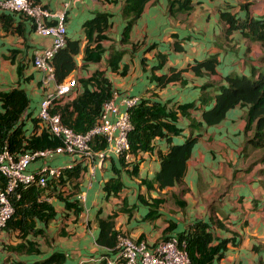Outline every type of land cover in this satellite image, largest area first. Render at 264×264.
<instances>
[{"label": "crops", "instance_id": "1", "mask_svg": "<svg viewBox=\"0 0 264 264\" xmlns=\"http://www.w3.org/2000/svg\"><path fill=\"white\" fill-rule=\"evenodd\" d=\"M36 1L52 11H63L66 36L77 40L78 49L72 55L74 67L64 77H74L77 83L63 102L80 90L79 78L99 70L110 82L118 109H125L121 102L124 94L165 103L166 108L175 110L172 125L177 130L154 136L150 150L130 154L128 160L110 155L100 162L88 161L64 153L44 160L52 165L70 163L60 177L46 181L37 196L52 205L54 216L45 223L31 217L35 232L26 229L24 236H19L15 227H3L0 264L15 259L30 261L52 250L65 253L61 264H120L117 260L107 262L115 254L113 246L96 241L97 218L109 216L112 229L148 245L167 236L178 237L193 221H205L213 235L212 243L228 238L222 256L213 258L212 264H264L263 149L246 147L243 151L244 139L251 132L250 127L244 129L246 105L235 104L210 125L200 123L199 107H189L185 113L175 108L179 103L196 102L199 95L205 98L200 107H208L213 88L208 86L203 91V83L216 85L220 74L227 72L248 75L258 64L263 48L248 41L238 29L226 35L219 11L232 8L243 17L242 9L246 8L252 16H264V0H192L188 12H170L169 0H147L126 40L121 37L123 0ZM242 3L246 7H241ZM100 11L109 13V23L101 31L102 37L95 39L96 31H87L83 22ZM49 43L50 37L37 33L28 16L0 12V92L14 87L25 91L28 106L21 120L26 135L34 130L32 118L36 117L38 102L54 86V78L41 83V71L32 63L35 51ZM87 49L89 55L98 50L97 56L85 58ZM114 49L121 54L112 69L107 60ZM210 57L216 59L214 73L191 68L196 61ZM172 73H176L173 78L159 81V76ZM28 120L32 121L29 127L25 125ZM190 120L196 122L191 130L195 141L183 176L159 188L153 176L159 166V153L167 149L165 137L174 143L183 141L191 132ZM39 129L36 126L34 132ZM258 151L261 154L252 159ZM42 163L37 158L27 170H36ZM110 177L120 182L114 193L103 189ZM16 192L19 195L14 197L18 199L20 191ZM66 202L73 204L67 206ZM17 242L33 244L36 249L26 252L8 247Z\"/></svg>", "mask_w": 264, "mask_h": 264}, {"label": "trees", "instance_id": "2", "mask_svg": "<svg viewBox=\"0 0 264 264\" xmlns=\"http://www.w3.org/2000/svg\"><path fill=\"white\" fill-rule=\"evenodd\" d=\"M146 1L123 0L120 7V12L124 19L121 31L122 40L127 39L129 28L140 14ZM192 2V0H169V11L188 12L193 7ZM245 5L244 3L240 4L243 8L246 7ZM242 10L244 11L243 17L233 12L232 8L219 11V19L222 22L223 31L228 35L232 29L239 27L242 35L247 39L264 43V16H252L247 12L246 8ZM108 17V12H95L90 18L85 19L83 24L87 31L90 29L95 30V39H99L102 37L101 31L109 23ZM77 49V40L69 39L65 36L64 45L57 48L50 57L54 82L62 81L74 67L72 55ZM97 54L98 50L96 54L89 55L87 49L85 58H94ZM120 54V50L114 49L110 51L107 63L112 69L116 68ZM258 58V64L252 67L248 75L227 72L220 74V83L218 82L216 85L208 84L207 82L203 83L201 86L203 91L208 89V86L213 88L212 101L208 107H200V103H203L205 98L199 95L196 99L197 101L199 100V102L196 101L199 103L198 105H195L196 102L194 100H190L177 104L175 108L180 113H185L189 107H199L201 109L200 123L210 125L218 122L228 108L233 107L237 103L245 104L244 129L246 130L250 127L251 132L244 139L243 151L246 152V147L263 149L260 159L264 160V53ZM215 62L216 59L214 57L205 58L196 61L191 68L199 73L200 68L214 73ZM175 74L172 73L167 77L161 75L159 76V81L163 82L171 79ZM78 81L81 87L75 96L64 102L54 100L50 111L58 112L60 121L64 125L74 131L83 132L96 122L101 105L111 96L112 90L110 82L99 70H96L86 78H79ZM0 105V148L5 146L13 153H19L26 148L45 149L53 148L59 144L60 140L49 134L45 129H40L38 133L34 132L36 126L38 129L37 117L32 118L33 122H35L32 124L34 130L27 135L25 134L21 116L28 106V98L22 88L14 87L0 92ZM174 119L175 110L166 108L165 103L158 101L148 102L146 99L140 98L133 107L129 108L131 127L126 134L128 151L134 154L138 151L150 150L151 140L154 136H162L166 131L174 132L177 130V127L172 125ZM195 125L196 122L190 120V131ZM165 138L167 149L164 153H159V166L153 176L156 186L159 188L181 180L186 160L195 141V135H192V131L181 142L174 143L170 142L169 137ZM3 180L0 175V185ZM119 186L120 182L117 178L110 177L104 182L103 189L106 192L112 191L114 193ZM40 189V186L29 183L19 187L20 197L18 199H15L14 195L11 197L14 210L6 221L5 226L17 228L19 236H24L26 229L35 232V229L32 228L31 217H37L45 223L54 216L52 205L44 199L37 198ZM72 204L65 203L67 206ZM27 217H29V220H27ZM111 217L97 218L96 220L99 226L96 241L109 247L114 245L115 234L118 232L112 229ZM171 226L169 225L168 227ZM178 238L185 241V249L191 264H212L213 258L222 256L225 244L228 241V238H221L217 242L212 243L213 235L208 223L200 220L191 222L183 232L178 233ZM32 245L30 243L17 242L8 247L12 250L30 252L36 249ZM64 257L65 253L63 251L52 250L50 253L30 261L15 259L6 264H61Z\"/></svg>", "mask_w": 264, "mask_h": 264}, {"label": "built area", "instance_id": "3", "mask_svg": "<svg viewBox=\"0 0 264 264\" xmlns=\"http://www.w3.org/2000/svg\"><path fill=\"white\" fill-rule=\"evenodd\" d=\"M1 11L18 12L28 16L37 33L50 37V43L37 49L32 58L33 66L41 71V83L46 84L53 79L50 57L65 43L64 12L52 11L36 0H0ZM76 83L74 77L54 82L51 90L38 102V128L45 129L57 137L60 140L58 145L45 149L26 148L19 153H13L5 146L0 148V175L4 179L0 185V230L13 213L11 197L19 195L16 191L20 186L34 183L43 187L46 181L60 177L63 168L70 166V163L52 165L44 161L54 154L64 153L88 161L97 159L98 162L110 155L120 156L125 160L130 158L126 138L131 127L129 108L139 101V96L124 94L121 102L125 109L120 110L113 101L114 91H111V96L101 105L96 122L85 131L78 132L64 125L58 112L50 111L54 100L63 102V97L73 90ZM37 158H41L43 163L36 170H27L28 164ZM113 250V258L107 259V262L117 260L120 264H191L185 241L176 235L161 238L148 245L145 241H136L124 233L117 232Z\"/></svg>", "mask_w": 264, "mask_h": 264}, {"label": "rangeland", "instance_id": "4", "mask_svg": "<svg viewBox=\"0 0 264 264\" xmlns=\"http://www.w3.org/2000/svg\"><path fill=\"white\" fill-rule=\"evenodd\" d=\"M238 30H239V32L241 33V31H240V29L241 28H237ZM242 34V33H241ZM248 41H251V42H253L254 44H258L259 45V47H262L263 48V50H264V43H260V42H258V41H254V40H250V39H247ZM204 96H207V94L206 93H204L203 94ZM36 114V113H35ZM35 116V115H34ZM31 123H32V121L31 120H28L26 123H25V125L27 126V127H29L30 125H31ZM259 154H261V151H258V152H255L253 155H252V159H257L258 158V156H259ZM55 155V154H54ZM53 155V156H54ZM56 156V155H55ZM54 156V157H55ZM58 156V155H57ZM59 164H61L62 165V163H59ZM58 164V165H59ZM264 178V177H263Z\"/></svg>", "mask_w": 264, "mask_h": 264}]
</instances>
